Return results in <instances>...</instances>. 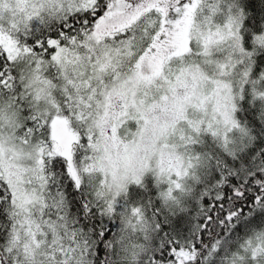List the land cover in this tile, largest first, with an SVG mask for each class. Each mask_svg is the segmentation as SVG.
<instances>
[{
	"label": "snow or ice",
	"instance_id": "obj_1",
	"mask_svg": "<svg viewBox=\"0 0 264 264\" xmlns=\"http://www.w3.org/2000/svg\"><path fill=\"white\" fill-rule=\"evenodd\" d=\"M0 264H264V0H0Z\"/></svg>",
	"mask_w": 264,
	"mask_h": 264
}]
</instances>
